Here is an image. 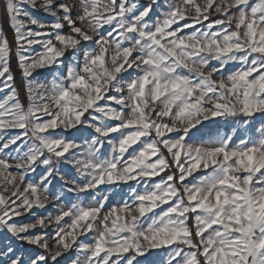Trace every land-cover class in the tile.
Instances as JSON below:
<instances>
[{
	"label": "snow or ice",
	"instance_id": "snow-or-ice-1",
	"mask_svg": "<svg viewBox=\"0 0 264 264\" xmlns=\"http://www.w3.org/2000/svg\"><path fill=\"white\" fill-rule=\"evenodd\" d=\"M3 14L0 264H264V0Z\"/></svg>",
	"mask_w": 264,
	"mask_h": 264
},
{
	"label": "rangeland",
	"instance_id": "rangeland-1",
	"mask_svg": "<svg viewBox=\"0 0 264 264\" xmlns=\"http://www.w3.org/2000/svg\"><path fill=\"white\" fill-rule=\"evenodd\" d=\"M148 2V0H140V3H143V4H146ZM36 15L38 16V17H40V18H42V19H49L48 17H45L44 16V14L43 13H40V12H37L36 13ZM186 31H191V30H186ZM89 43L90 42H87V43H85L83 46L84 47H87V46H89ZM66 63H67V61H66ZM216 62H213V64H215ZM235 66L233 65V66H231L229 69H227L226 70V73L225 74H227V71H231L232 70V68H234ZM51 71L52 70H45V72L39 77V79H45V78H47V79H51ZM3 96V93L2 92H0V97H2ZM208 124H209V127L205 130L206 132H208V133H211V134H215L217 131H219V132H228V133H230L231 132V130H232V127H234V125H232L231 124V122H225V121H223L222 119L220 120V122L218 123V124H212L211 122H207ZM255 126L258 128L259 126H260V121L259 120H256V122H255ZM249 134H256V133H253V132H251V130H250V132H249ZM66 135H68V138H73V135H72V133H67ZM40 171H42L41 169H38L37 170V173L36 174H34V175H38L39 173H40ZM210 171V170H209ZM204 173H202V172H198V173H196L195 175L197 176V177H199V176H202ZM158 179V178H157ZM59 180L57 179V180H55V181H53V187H52V190L53 191H56V190H58V188H59ZM130 184H132L133 186H135V182H130ZM102 187H104V186H102ZM127 192H128V186L127 185H125L124 186V191H123V193L121 194V195H119V196H113L112 197V199L109 201V204H114V203H117V202H119L120 200H121V197H123V198H127ZM107 207V206H106ZM37 211H40V214H46L45 212H43V211H41V210H37ZM48 211L49 212H52V213H55L56 212V209L55 208H53V207H51V205L49 206V209H48ZM23 220H25V221H27L28 219H30V217H25V218H22ZM38 231H39V229H38ZM47 231L49 232V233H51L52 232V228L51 227H49L48 229H47ZM81 239L83 240V239H85L84 237H81ZM50 243H51V241H50ZM25 247H28V246H25ZM69 255H73V254H69ZM61 264H64V259L63 258H61Z\"/></svg>",
	"mask_w": 264,
	"mask_h": 264
},
{
	"label": "trees",
	"instance_id": "trees-1",
	"mask_svg": "<svg viewBox=\"0 0 264 264\" xmlns=\"http://www.w3.org/2000/svg\"><path fill=\"white\" fill-rule=\"evenodd\" d=\"M3 4H4V0H0V26L3 27L4 34L7 36L8 40L10 42H12L14 40V33L10 29L8 23L4 19ZM12 68H13V73H14V75L16 77V85H17L18 88L21 89V99H22V102H25L26 103V100H25V97H24V93H23V90H22V83H21L22 77H21V75L19 73V69L17 67L15 58H13V61H12Z\"/></svg>",
	"mask_w": 264,
	"mask_h": 264
}]
</instances>
